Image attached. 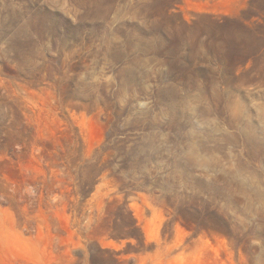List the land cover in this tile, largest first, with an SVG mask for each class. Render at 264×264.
Returning a JSON list of instances; mask_svg holds the SVG:
<instances>
[{
	"label": "rangeland",
	"instance_id": "374dc122",
	"mask_svg": "<svg viewBox=\"0 0 264 264\" xmlns=\"http://www.w3.org/2000/svg\"><path fill=\"white\" fill-rule=\"evenodd\" d=\"M0 264H264V0H0Z\"/></svg>",
	"mask_w": 264,
	"mask_h": 264
}]
</instances>
